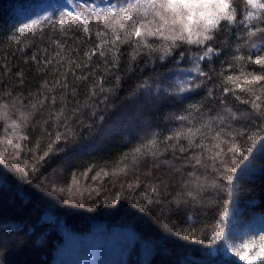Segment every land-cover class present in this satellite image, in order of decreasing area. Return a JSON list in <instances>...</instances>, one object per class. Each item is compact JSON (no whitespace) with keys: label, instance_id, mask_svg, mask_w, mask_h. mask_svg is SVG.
Listing matches in <instances>:
<instances>
[{"label":"trees","instance_id":"trees-1","mask_svg":"<svg viewBox=\"0 0 264 264\" xmlns=\"http://www.w3.org/2000/svg\"><path fill=\"white\" fill-rule=\"evenodd\" d=\"M110 2L122 4L124 0ZM65 7H71L67 0H0V104H10L18 97L24 105H29L30 101L36 102L35 98L41 92L49 98L55 94L57 98L54 109L49 107V99L24 130L28 139L23 141L21 161L31 162L29 149H33L37 141L40 142V154L46 149L44 128L53 134L56 131L53 121L44 124L50 111H58L66 105L65 112L71 116L67 123L72 129L67 140L56 144V151L40 162L37 172L29 171L25 175L23 163L17 164L15 159L0 164V264H243L226 250L223 242L208 243L211 226L220 219V206L228 200L225 191L209 189L202 194L203 201L195 207L189 204L177 209L175 204L168 203L181 190L182 181L191 171L182 158L190 153L181 154L179 150L175 154L171 150L163 152L165 145L161 144L163 154L160 161H172L182 170L176 172L163 163L159 169H152L153 176H163L169 187L167 191L161 188L158 197L161 203L153 204L147 210L138 207L137 201L146 203L142 198L145 184L159 182L143 177L151 161L141 165L136 172L144 182L134 192H129L126 187L131 175L120 178L115 185L110 176L102 181L91 179L95 172L111 168L124 153L151 138L153 133L163 141L173 129L181 126L175 117L187 114L185 110L189 105L202 104L201 112L206 117L217 113L227 115L225 105L220 102L224 98L219 89L215 90L213 97H208L207 92L219 83L215 72L231 58L232 48L240 42L237 36L242 34V27L233 26L220 33L215 46L222 48V53L211 62L201 63L202 69L212 74V80L196 77L195 73L187 71L192 67L194 47L189 49V46L182 45L163 60L158 52L149 53L145 49L132 60L133 43L130 42L119 46L118 67L112 66L111 54L107 56V62L97 54L88 70L76 73L82 76L91 71L88 80L74 81L69 74V87L66 90L57 87L55 93H51L49 89L53 82L62 80L59 74L68 68L66 63L57 68L55 61L45 66V59L55 57L58 51L53 41H67L66 47L76 48L83 58V52L98 42L95 31L103 30L102 24H94L90 39L78 33L75 42L72 34L61 36L51 24L59 19ZM236 7L240 19L245 8L242 0H236ZM37 19L42 31H35V34L19 32L23 24ZM221 40H227L230 47L222 45ZM244 51L247 54V50ZM181 52L185 53L183 58ZM34 55L37 61L32 60ZM67 55L71 57L76 53ZM257 67L249 65L247 70ZM18 73L22 74V80ZM193 77V82L203 81L202 86L177 93V82ZM100 78H103L106 91L96 88L93 96V86ZM145 81L151 88L137 91ZM45 82L47 86L42 88ZM157 87L160 88L159 94L155 92ZM225 104L238 117L249 110V105L240 103L231 95ZM226 123L241 127L250 122L240 119ZM3 128L4 123L0 121V135H3ZM58 130L65 132L63 126ZM181 143L187 145L186 141ZM89 168L92 171L88 172L87 178H80V186L95 189L90 195L84 191L83 197L74 196L73 203L69 204L66 203L67 192L62 194L52 190L53 187L67 188L72 184L73 173L79 176ZM198 172L203 174L204 170L198 169ZM208 172L211 173V169ZM237 177L233 181L231 215L225 229L235 242L264 228V153L259 146L253 150L247 171L238 169ZM121 183L125 185L123 190ZM117 193L122 195L118 201L114 199ZM189 235L192 239L185 238Z\"/></svg>","mask_w":264,"mask_h":264},{"label":"snow or ice","instance_id":"snow-or-ice-1","mask_svg":"<svg viewBox=\"0 0 264 264\" xmlns=\"http://www.w3.org/2000/svg\"><path fill=\"white\" fill-rule=\"evenodd\" d=\"M242 2L245 6L244 13L242 18L238 19L236 0H124L122 4L111 3L110 0H100L99 3L96 0H67V4L71 7H65L59 19L51 24L54 31L58 30L64 37L72 34L75 42L78 33L90 39L94 24H102L103 30L95 31L98 42L83 52V58L76 48L66 47L67 41L61 42L59 39L53 41L58 51L55 57L45 59V66L52 65L54 61L57 68L65 63L68 65L65 72L59 74L63 79L54 81L49 89V92L55 93L57 87L62 90L69 87L67 82L69 74L73 76L74 81L88 80L92 75L91 71L82 76H77L76 73L88 70L93 57L97 54L105 58L106 62L107 56L111 54L112 66L118 67L121 44L133 43L132 60H135L136 55L145 49L149 53L158 52L160 59L163 60L166 56L172 55L177 48L187 45L189 49L195 48L191 54L192 67L187 71L195 73L196 77L212 80V74L204 71L201 63L211 62L214 57L222 53L223 49L215 46L220 33L233 26L242 27V34L237 36L240 42L232 48L231 58L222 64L218 72H215L219 83L207 92L208 97H213L215 90L219 89L224 98L220 102L225 105L224 111L227 115L217 113L216 116L206 117L201 112L202 104L189 105L185 110L187 114L175 117L181 122V126L173 129L163 141L159 140L157 133H153L151 138L143 140L130 152L124 153L111 168H101L95 172L91 179L102 181L104 177L110 176L111 183L115 185L120 178L131 175L132 179L127 182L126 187L129 192H134L144 182L142 176L137 175L136 172L141 165L151 161L148 170L143 172V177H151L159 182L145 184L146 190L142 193V198L146 203L137 201L138 207L147 210L149 206L161 203L158 199L161 188L167 191L169 187L163 176L159 178L153 176L152 169H159L163 163L176 172L182 170L176 168L172 161H160L163 152L171 150L175 154L179 150L181 154L190 153L182 158L190 166L191 171L187 172V178L182 181L181 190L168 203L175 204L177 209L189 204L195 207L203 201L202 194L209 189L225 191L228 200L220 206L219 222L211 226L209 245L216 241L223 242L226 250L239 262L257 264L259 261L264 264V228H261L259 233L246 235L239 242L231 240L225 231L231 215L230 206L235 190L233 181L238 178L237 170L247 171L250 157L257 146L264 153V0H242ZM39 25V19L32 20L23 24L19 32L30 31L35 34V31H42ZM17 43H19L18 39ZM220 43L230 47L227 40H221ZM69 52H75L76 55L70 57L67 55ZM184 55V52L180 53L181 58ZM32 60L37 61V57L34 55ZM249 65L258 67L249 71L247 70ZM18 76H21L22 80V74L18 73ZM116 79L119 82V77ZM194 80L195 77L187 81H178L177 93L182 94L202 86L203 81L193 82ZM46 86L47 82L42 88ZM96 88L101 92L106 91L103 87V78L95 81L91 95H96ZM150 88L149 83L145 81L138 86L137 91ZM155 92L159 94L160 88L157 87ZM229 95L240 103L249 105V110L238 117L225 104ZM64 98L62 91L61 102ZM49 99V107L54 109L57 103L56 95L53 94L49 98L43 92L38 93L36 102L30 101L29 105H24L18 97L10 104H0V121L4 123L3 135H0V164L5 163L7 159H15L17 164L23 163L25 175L29 171L37 172L40 162L56 151L54 146L62 140H67L72 132L67 123L71 116L66 114V105H64L58 111H50L48 120L44 121V124L49 120L53 121L56 131L53 134L44 128L43 135L47 140V146L43 153L40 154V142L37 141L35 147L29 149L32 152L31 162L21 161V153L24 151L23 141L28 139L24 130L32 122L34 115L49 103ZM240 119L250 123L241 127H232L230 123H226L228 120ZM61 126L65 128L63 133L58 130ZM181 141H186L187 145L185 146ZM162 143L165 145L163 152ZM198 169H203L204 173H199ZM209 169L211 173L208 172ZM19 170L20 168L17 167V171ZM91 171L92 169L89 168L79 176L73 173L72 184L67 188L53 187L52 190H58L62 194L67 192L66 203L69 204L73 203L74 196L83 197L84 191H88L90 195L95 189L90 186L82 189L80 178H87L88 172ZM124 187L125 185L121 183L122 190ZM121 198V193H117L114 197L117 201ZM80 206L83 207V204ZM185 238L192 239V236ZM199 242L204 243L203 240Z\"/></svg>","mask_w":264,"mask_h":264}]
</instances>
